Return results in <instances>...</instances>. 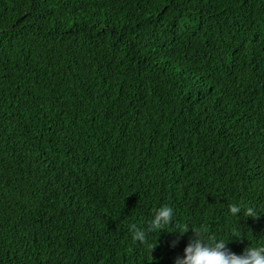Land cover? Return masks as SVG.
Here are the masks:
<instances>
[{
    "label": "trees",
    "instance_id": "1",
    "mask_svg": "<svg viewBox=\"0 0 264 264\" xmlns=\"http://www.w3.org/2000/svg\"><path fill=\"white\" fill-rule=\"evenodd\" d=\"M185 225L264 243V0H0V264H175Z\"/></svg>",
    "mask_w": 264,
    "mask_h": 264
},
{
    "label": "clouds",
    "instance_id": "2",
    "mask_svg": "<svg viewBox=\"0 0 264 264\" xmlns=\"http://www.w3.org/2000/svg\"><path fill=\"white\" fill-rule=\"evenodd\" d=\"M230 211L233 215L243 213L245 217L259 216L253 207L240 204L230 205ZM175 224V209L165 204L155 210L146 226L139 227L132 224L130 227L133 232V240L139 244L148 245L149 238L153 233L158 231L160 235L161 231H168V228ZM190 229L192 235L183 250V255L176 257L175 264H264V243L255 246L249 244L242 252L237 253L228 246L232 238L211 237L203 229L195 226L185 225L183 228L171 231L179 235L176 240L170 242V246L174 247L179 238ZM158 242L150 246L151 251Z\"/></svg>",
    "mask_w": 264,
    "mask_h": 264
}]
</instances>
